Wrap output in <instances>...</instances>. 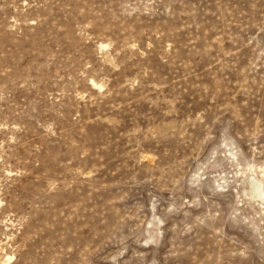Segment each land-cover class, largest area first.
<instances>
[{"label":"rangeland","instance_id":"rangeland-1","mask_svg":"<svg viewBox=\"0 0 264 264\" xmlns=\"http://www.w3.org/2000/svg\"><path fill=\"white\" fill-rule=\"evenodd\" d=\"M0 264H264V0H0Z\"/></svg>","mask_w":264,"mask_h":264},{"label":"bare ground","instance_id":"bare-ground-1","mask_svg":"<svg viewBox=\"0 0 264 264\" xmlns=\"http://www.w3.org/2000/svg\"><path fill=\"white\" fill-rule=\"evenodd\" d=\"M234 156V155H233ZM244 171V170H243ZM251 171V170H250ZM261 189V188H260ZM254 195V194H253ZM261 200V199H260Z\"/></svg>","mask_w":264,"mask_h":264}]
</instances>
